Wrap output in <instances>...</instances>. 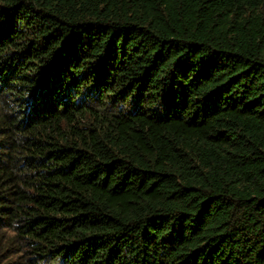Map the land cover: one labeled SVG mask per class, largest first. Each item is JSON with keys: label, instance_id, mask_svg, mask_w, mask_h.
<instances>
[{"label": "trees", "instance_id": "1", "mask_svg": "<svg viewBox=\"0 0 264 264\" xmlns=\"http://www.w3.org/2000/svg\"><path fill=\"white\" fill-rule=\"evenodd\" d=\"M0 264H264V0H0Z\"/></svg>", "mask_w": 264, "mask_h": 264}]
</instances>
